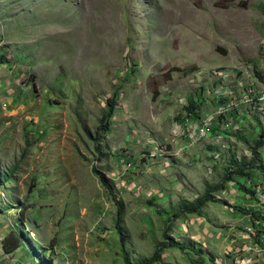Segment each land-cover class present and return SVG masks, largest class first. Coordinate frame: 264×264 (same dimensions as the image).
Returning a JSON list of instances; mask_svg holds the SVG:
<instances>
[{
    "label": "rangeland",
    "instance_id": "obj_1",
    "mask_svg": "<svg viewBox=\"0 0 264 264\" xmlns=\"http://www.w3.org/2000/svg\"><path fill=\"white\" fill-rule=\"evenodd\" d=\"M1 55L6 256L264 264V144L226 174L264 138V0H0Z\"/></svg>",
    "mask_w": 264,
    "mask_h": 264
},
{
    "label": "trees",
    "instance_id": "obj_2",
    "mask_svg": "<svg viewBox=\"0 0 264 264\" xmlns=\"http://www.w3.org/2000/svg\"><path fill=\"white\" fill-rule=\"evenodd\" d=\"M3 63H8V60L6 59L5 55H1L0 56V64ZM34 76H31V80H33ZM115 106V100H111L109 101V112H112L113 108ZM197 105L195 102H190L189 106L186 107V110L188 111L189 114H191L192 116H194L195 118H198V113L195 111ZM261 140H259L256 143L255 148L253 149L252 153H253V157L251 158L250 162H247L249 164H246L245 162V158L243 160H240L239 162L235 161L233 163V166L228 167L226 169V174H236L237 176H248L251 175L250 171L252 169L257 168L255 161H256V155H257V148L261 147L264 144V138L263 136H260ZM229 177V176H227ZM228 179V178H225ZM218 187L220 186H214L211 187L209 189H207V191L205 192V194L199 198H197L194 203H189V204H185L184 206L180 207V209L178 210V212L174 215V217H179L182 213H186V214H197L200 213V210L205 206L206 202H208L210 200V195L209 193L218 189ZM23 222V220H22ZM20 243H21V237L19 234H15L14 232H11L10 234L6 235L2 241H1V247L3 250L4 254H11L13 252H15L19 247H20ZM178 248V249H184V245L178 243L175 239L173 238H167V241L165 242V244L161 247V248H157L156 252L154 253V255L151 257V259L145 260L140 262V264H145V263H149L154 261L157 258L158 253H160L162 251V249L164 248ZM191 250L194 251V248H191ZM203 253V252H200ZM126 264H130L129 262H126Z\"/></svg>",
    "mask_w": 264,
    "mask_h": 264
},
{
    "label": "crops",
    "instance_id": "obj_3",
    "mask_svg": "<svg viewBox=\"0 0 264 264\" xmlns=\"http://www.w3.org/2000/svg\"><path fill=\"white\" fill-rule=\"evenodd\" d=\"M2 240V239H1ZM2 247L0 246V252L2 253ZM24 263L22 259H15L12 256H6L5 254L0 256V264H20Z\"/></svg>",
    "mask_w": 264,
    "mask_h": 264
},
{
    "label": "built area",
    "instance_id": "obj_4",
    "mask_svg": "<svg viewBox=\"0 0 264 264\" xmlns=\"http://www.w3.org/2000/svg\"><path fill=\"white\" fill-rule=\"evenodd\" d=\"M203 125H204V124H201V125H199V126L197 127L195 134L198 133L199 129L202 128Z\"/></svg>",
    "mask_w": 264,
    "mask_h": 264
}]
</instances>
